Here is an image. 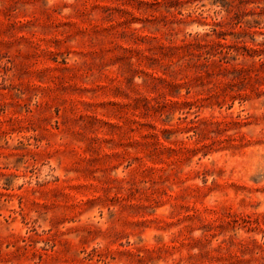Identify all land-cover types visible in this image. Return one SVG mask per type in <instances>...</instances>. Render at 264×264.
I'll return each mask as SVG.
<instances>
[{
	"label": "rangeland",
	"instance_id": "obj_1",
	"mask_svg": "<svg viewBox=\"0 0 264 264\" xmlns=\"http://www.w3.org/2000/svg\"><path fill=\"white\" fill-rule=\"evenodd\" d=\"M0 264H264V0H0Z\"/></svg>",
	"mask_w": 264,
	"mask_h": 264
}]
</instances>
